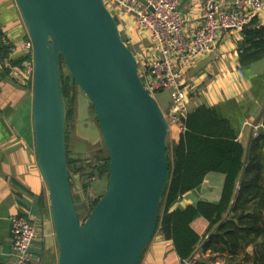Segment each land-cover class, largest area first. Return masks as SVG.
<instances>
[{
	"label": "water",
	"instance_id": "water-1",
	"mask_svg": "<svg viewBox=\"0 0 264 264\" xmlns=\"http://www.w3.org/2000/svg\"><path fill=\"white\" fill-rule=\"evenodd\" d=\"M15 1L33 47V131L58 264H140L170 179L165 110L105 0ZM68 78L72 96L77 89L76 136L103 144L110 158L108 188L84 221L71 184L83 188L81 176L68 165ZM256 133L264 136L263 124Z\"/></svg>",
	"mask_w": 264,
	"mask_h": 264
},
{
	"label": "crops",
	"instance_id": "crops-1",
	"mask_svg": "<svg viewBox=\"0 0 264 264\" xmlns=\"http://www.w3.org/2000/svg\"><path fill=\"white\" fill-rule=\"evenodd\" d=\"M202 1L181 0L183 12L191 18L190 26L195 24L200 14ZM115 9L116 19L128 42L137 54L143 55L142 59H147V54L145 58L144 54L151 46L150 39L141 35L132 15L121 8ZM0 20L10 42L19 47L17 53L0 54V264L15 262L11 217L25 214L29 210L35 212L38 225L43 229V234L34 241L31 248V264H58L59 251L49 217V196L38 167L35 148L33 83L21 68L10 67L13 60L22 56V45L30 38L15 0H0ZM257 24H264V10L257 18ZM243 39V33L224 31L215 49L191 67L183 87L188 94L189 112L201 105L214 107L220 118L229 122L235 136L245 146L247 159L252 140L259 135L256 128L264 125V112L261 115L264 110V58L242 65L239 48ZM169 106L170 99L166 110ZM260 115L251 138L254 124ZM182 131L185 130L176 126L170 128L171 152L178 145ZM224 180L223 172H208L204 181L181 195L172 209H184L199 201L218 203ZM41 199L44 200L43 206ZM191 225L202 237L195 255L206 260L211 258L214 264H229L226 254H211L203 249V241L216 227L211 230L209 220L201 214L195 217ZM253 249L254 246H248L246 251L235 257L237 261L234 264H253L251 260H242ZM181 262L172 240L166 239L158 230L140 264Z\"/></svg>",
	"mask_w": 264,
	"mask_h": 264
},
{
	"label": "trees",
	"instance_id": "trees-1",
	"mask_svg": "<svg viewBox=\"0 0 264 264\" xmlns=\"http://www.w3.org/2000/svg\"><path fill=\"white\" fill-rule=\"evenodd\" d=\"M243 34L239 48L241 64L263 59L264 24H257L255 19ZM8 53V48L0 45L1 56ZM23 59L20 56L12 63L20 65ZM73 89L74 96L71 95L72 86L68 78L64 82L68 101L67 141L69 125L76 114V85ZM90 112L95 116L93 108ZM185 126L173 152L168 143L170 179L161 202L157 231L172 240L181 261L191 258L196 256L195 251L202 242V237L191 224L201 214L209 220L211 230L216 227L203 241L206 252L226 254L229 264H234L237 261L235 257L246 251L248 246H254L253 252L246 253L242 260L264 264V136L258 135L252 140L246 159L245 146L237 139L229 122L220 118L214 107L201 105L189 112ZM103 150L96 152L92 177L94 174L102 177L110 171V158L101 156ZM67 156L70 168L74 161L69 150ZM80 171L85 176L83 168ZM210 171L225 174L221 200L218 203L199 201L184 209H172L177 199L199 186ZM99 199L87 206L92 210ZM41 205H44L42 199ZM77 210L79 214V207ZM232 213L236 215L232 216ZM208 259V262L198 259L197 264H214L211 258Z\"/></svg>",
	"mask_w": 264,
	"mask_h": 264
},
{
	"label": "built area",
	"instance_id": "built-area-1",
	"mask_svg": "<svg viewBox=\"0 0 264 264\" xmlns=\"http://www.w3.org/2000/svg\"><path fill=\"white\" fill-rule=\"evenodd\" d=\"M105 0L111 7L117 4L125 13L136 19L141 35H146L151 46L147 59L136 53L139 71L145 80L146 89L157 98L164 90L170 92V106L165 111L172 126L185 130V119L190 111L188 94L184 85L191 67L203 56L211 53L226 30L243 33L264 10V0H203L195 24L182 10L181 0ZM115 11V7H112ZM129 43V42H128ZM130 44V43H129ZM0 45L9 53H17L19 47L10 42L0 20ZM131 45V44H130ZM136 52V51H135ZM20 65L11 64L12 69L21 68L33 82L34 57L31 40L22 45ZM14 264H31V248L43 234L35 212L29 210L11 217ZM203 257L192 256L181 264H197Z\"/></svg>",
	"mask_w": 264,
	"mask_h": 264
},
{
	"label": "rangeland",
	"instance_id": "rangeland-1",
	"mask_svg": "<svg viewBox=\"0 0 264 264\" xmlns=\"http://www.w3.org/2000/svg\"><path fill=\"white\" fill-rule=\"evenodd\" d=\"M112 7L119 8L117 4H113ZM126 16L127 18H130L128 15ZM74 94H75V90H74ZM157 99L160 105L162 106V108L166 111L165 107L167 106V103L170 99V92L168 90L159 92L157 94ZM75 108H77V104ZM92 117L93 119H95L94 115H92ZM75 121H76V114L74 115L69 125L67 148L70 152V157L74 161L70 167V170L72 171L73 176L80 174L81 182L83 184V188H78L76 184V179L72 177L71 184L74 191L75 201L77 203V207H79L80 219L84 221L91 211V208H89L90 206L87 205H89L95 199L100 198L107 190L109 184V173H105V175L102 177L95 174L93 177L91 176L94 169L93 167L96 165V157H97L96 152L99 149L103 150L105 148L101 143H99L98 145L89 144L90 145L89 146L88 143L79 139L76 136V132H75ZM101 156H109V155L106 150H103ZM82 168H83V172L85 173V176H82V172L80 171V169Z\"/></svg>",
	"mask_w": 264,
	"mask_h": 264
},
{
	"label": "flooded vegetation",
	"instance_id": "flooded-vegetation-1",
	"mask_svg": "<svg viewBox=\"0 0 264 264\" xmlns=\"http://www.w3.org/2000/svg\"><path fill=\"white\" fill-rule=\"evenodd\" d=\"M93 118V117H92ZM94 120H96V119H94ZM79 138V137H78ZM80 139V138H79ZM82 140V139H81ZM89 145V144H88ZM90 146V145H89Z\"/></svg>",
	"mask_w": 264,
	"mask_h": 264
}]
</instances>
